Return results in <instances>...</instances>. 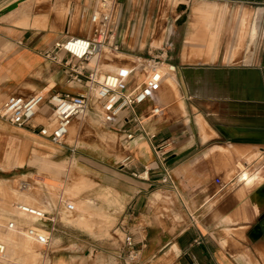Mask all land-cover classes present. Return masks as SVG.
<instances>
[{
  "label": "crops",
  "instance_id": "obj_1",
  "mask_svg": "<svg viewBox=\"0 0 264 264\" xmlns=\"http://www.w3.org/2000/svg\"><path fill=\"white\" fill-rule=\"evenodd\" d=\"M18 1L0 0V13ZM103 1L79 3L91 27L86 35L74 32L69 9L62 32L52 30L56 26L51 20L47 26L45 16L35 19L36 29L20 27L22 23H34V17L17 21L15 10L2 16L0 103L10 95L29 96L33 90H55L62 85L61 68L48 63L44 54L67 36H91V16ZM184 1L188 4L181 5L180 16L174 20L177 23L184 19L180 26L182 40L186 41L177 62L173 44L171 59L169 51L162 54L163 50L156 48L163 40L162 35L155 38L160 1L118 2L123 5L117 6L114 27L121 50L149 57L163 55L165 63L176 65L175 75L178 78L182 75L186 97H182L179 79V103L184 104L185 110L179 108L177 97L163 108L156 97V106L163 109L162 115L150 117L144 127L156 138L153 141L137 138L133 142L136 150L130 151L129 162L106 173L107 185L126 198L127 217L136 223V231L134 228L129 233L138 250L136 264H264V157L259 162L263 166L255 173H251V168L244 169L247 165L237 163L240 155L247 160L255 153L264 154V0ZM20 7L28 6L22 2ZM225 8L227 12H222ZM73 11L76 13V8ZM211 25L217 27L205 33L202 28ZM221 25L224 27L220 28ZM225 26L229 27L228 31ZM254 27H257L255 33ZM132 29L137 40L136 51L125 43ZM222 73L226 79L213 80V74ZM193 89L198 90L194 95L190 92ZM200 121L205 122V128ZM136 132L139 135L140 128ZM159 146L166 154L163 165L155 152ZM4 156L8 155L2 156L7 166ZM233 161L237 164L234 172L238 178L231 183L241 184V189L224 198L216 216L208 219L199 208L208 198H215L217 189L226 184V172L221 169L229 168ZM244 171L249 173L248 180L241 178ZM166 175L180 201L189 207L187 220L197 213V223L184 227L174 221L164 226L155 222L149 194L158 185L172 188L170 182H162ZM52 264L73 263L69 256L53 254Z\"/></svg>",
  "mask_w": 264,
  "mask_h": 264
},
{
  "label": "rangeland",
  "instance_id": "obj_2",
  "mask_svg": "<svg viewBox=\"0 0 264 264\" xmlns=\"http://www.w3.org/2000/svg\"><path fill=\"white\" fill-rule=\"evenodd\" d=\"M159 1L160 8L156 12L159 22L156 25L157 37L155 36V38L162 35L163 40L162 44L156 48L163 50L162 54H166L165 50L169 51L171 59L170 51L173 44L174 61L177 62L178 55L186 48V41L182 40L183 32L182 26H180L184 19H179L177 23H174V20H178L180 16L181 5H187L188 2L184 0ZM22 2L26 3L28 7H18L14 11L18 16L17 21L34 17V23L25 28L36 29L35 19L38 16H45L47 26L51 20L54 27L56 26L52 30L62 32L65 28V13L69 9L70 23H74V32L80 35L91 32L87 17L81 13L79 6L81 0H19L17 3L20 5ZM121 5L123 4L117 6L121 8ZM75 8L76 13L73 11ZM222 12H227V9H222ZM225 16L227 15L223 14V17ZM82 25L84 27H81ZM20 27L23 26L20 25ZM198 27L202 28V26ZM216 27V25H211L202 29L206 33ZM219 27L223 28L224 26ZM225 28L228 31L229 27L225 26ZM256 28L254 27V33L257 32ZM134 29L131 30L125 43L126 46H130L136 51L137 40L133 36ZM183 31L186 33L187 29L185 28ZM140 57L149 58L148 55H134L127 49L113 52L105 48L95 63L99 61L103 65L101 75L108 72L123 75L127 72V65V68L130 69L129 64ZM93 64L94 62L90 66L92 67ZM165 64L162 68L167 72ZM162 76L163 83L158 90L159 95L156 94L157 103H160L161 108L175 99L174 97H177L178 103L181 101L179 82L182 86V97H186L183 93L181 74H179V78L176 75L177 82L174 88L169 84L165 73ZM213 76V80L226 79V75L223 73L222 75L213 74ZM40 91L33 90L32 92ZM55 91L60 93L72 91L66 83L65 76L62 85H58ZM196 91L198 90H190L193 95ZM7 98L2 99L0 110ZM179 108L185 110L184 104L179 103ZM253 108L256 109V106ZM50 115L51 112L49 117ZM256 115H260L258 111ZM143 121L148 123L145 119ZM36 122L48 124L47 120L41 117H38ZM79 123L83 124L86 129L84 136L86 138L78 135L77 140L69 141L67 138L65 146H55L48 140L33 134L32 131L11 126L0 118V233L6 237V240L0 239V243L6 246V254L0 256V264H52L53 254L69 256L73 264H136L129 260V250L125 243L129 233L133 232L134 228L136 231V227H134L136 223L129 221L127 217L126 198L108 187L106 177V173L115 170L121 164L126 165L125 160L131 157L130 151L136 150V142H130L121 134L106 129L97 112L90 113L85 120ZM210 124L212 125L211 121ZM5 153L8 155L7 158L4 156L7 166L2 161V156ZM237 161L238 164L250 166L244 156L240 155ZM259 162L252 165L251 173L258 172L260 166L264 165V162L263 165ZM236 166L237 164L233 161L229 168L221 169L226 172L224 176L226 184L217 189L214 199L208 198L199 208L209 216L208 219L216 216V210L219 205L223 204L224 198L229 194H236L241 189V184L229 181ZM1 170H6V173ZM22 181L31 184V191L22 192L19 190V184ZM16 192L27 197L30 206L44 211L57 210L59 213L62 223L59 228L60 232L53 235L49 248L43 247L36 250L37 241L29 240L28 235L23 231V227H34L35 221L19 213V206L14 204L11 199L13 195H16ZM68 206H73L74 211L68 212ZM149 207L154 211L155 222L162 226L168 221H174L178 225L187 227L193 222L197 223L198 220L197 213H194V218L191 216L190 220H187L186 213L189 207L180 201L176 190L170 186L153 187L149 194ZM2 216L8 219H2ZM10 221L16 222L18 228L10 230ZM257 222L259 223V220ZM141 224L145 225V221H142ZM31 241L35 247L32 249L33 253L27 255L26 247H31ZM31 255H35V257L31 258Z\"/></svg>",
  "mask_w": 264,
  "mask_h": 264
},
{
  "label": "built area",
  "instance_id": "obj_3",
  "mask_svg": "<svg viewBox=\"0 0 264 264\" xmlns=\"http://www.w3.org/2000/svg\"><path fill=\"white\" fill-rule=\"evenodd\" d=\"M118 2L119 0H104L99 9L93 12L91 36H67L55 42L45 52L44 59L61 68L72 91L60 93L53 88L48 92L44 89L29 96L10 95L0 110V118L11 126L32 131L55 146H65L73 124L84 120L90 113L97 112L106 129L121 134L128 141L134 142L137 138L153 141L156 135L145 131L146 123L143 119L149 120L150 117L161 115V110L156 106V94L163 83L160 72L165 64L164 56L137 58L129 64L130 69L127 65L125 74L110 72L103 78V65L99 61L95 63L106 47L113 52L121 50L114 27ZM44 107L50 109V117L41 113ZM150 109L151 113L145 114ZM38 117L46 119L48 124L36 122ZM137 128H140L139 135ZM155 152L160 164L166 163L163 147H157ZM129 160L130 157L125 163ZM148 174L149 170L146 171L147 176ZM162 182L171 183L169 176L166 175ZM171 186L175 189L172 183ZM31 188L29 182L22 181L19 184L22 192L31 191ZM18 210L21 215L35 221L34 227H23V231L31 239L49 248L54 233L62 224L57 210L43 211L28 205H20ZM67 210L71 213L74 207L68 206ZM17 228L18 224L10 221L9 229ZM43 232L49 236H45ZM125 243L129 250V260L136 262L138 250L132 237L128 236ZM5 252V245L0 243V256Z\"/></svg>",
  "mask_w": 264,
  "mask_h": 264
},
{
  "label": "bare ground",
  "instance_id": "obj_4",
  "mask_svg": "<svg viewBox=\"0 0 264 264\" xmlns=\"http://www.w3.org/2000/svg\"><path fill=\"white\" fill-rule=\"evenodd\" d=\"M21 26H23L24 28L25 27H29L30 26V24H26V23H22L21 24ZM96 61V60H95ZM165 66L167 67V72H166V70H164L163 68H162V70H161V72H160V74H161V76L165 73V75L167 76V79H168V82H169V84L174 88L175 87V83L177 82V80H176V75L175 74H177V68L175 67V66H173V65H170V64H165ZM108 73H110V72H108ZM104 75L105 74H103V75H101L102 76V78L104 77ZM162 80H163V76H162ZM144 81V79H142L141 80V82H143ZM161 86V85H160ZM50 91V90H49ZM165 93V92H164ZM157 108L159 109V110H161V108L159 107V106H157ZM41 113L43 114V115H45V116H49V113H50V109L48 108V107H44L42 110H41ZM151 113V109L149 110V111H147V115H149ZM161 115H162V110H161ZM160 115V116H161ZM86 119V118H85ZM84 119V120H85ZM80 121H82V120H80ZM80 121H77V122H75L74 124H73V126H72V128L70 129V134H69V141L70 140H77L76 139V137H78V135H82V137L83 138H86V137H84L85 135H86V129H85V127H84V125L83 124H81V123H79L78 124V122H80ZM204 123L205 122H201L200 121V123L199 124H201L204 128L206 127V125H204ZM85 124V123H84ZM90 131V130H89ZM96 133V132H95ZM89 138V137H88ZM87 138V139H88ZM87 139H86V141H87ZM85 140V139H84ZM92 141V140H91ZM94 144V143H93ZM34 153V152H33ZM263 157H264V154L263 153H261V152H258V153H255V154H253L250 158H248L247 159V162L249 163V165L250 166H248L247 165V167H244L245 169H250L251 167H252V165H254L255 163H257V162H259V161H261L262 159H263ZM40 158V157H39ZM237 178H238V176H237V173L236 172H234L233 174H231V176H230V179H229V181L230 182H235L236 180H237ZM241 178L243 179V180H248V178H249V173L247 172V171H244V174L241 176ZM16 190V189H15ZM16 191H18V190H16ZM19 192V191H18ZM19 194H21V193H17L16 192V195H13L12 197H11V199L13 200V203L15 204H17V206H20V205H28V206H30L29 205V199L27 198V197H25V196H22V195H19ZM32 207H34V206H32ZM37 208V207H36ZM38 209H40V208H38ZM44 211V210H43ZM3 218H5V219H8L7 217H5V216H2V219ZM43 234L45 235V236H49L47 233H45V232H43ZM0 239H2V240H6V237L4 236V235H1V233H0ZM29 240H34V239H31L30 237H29ZM2 242V241H1ZM5 242V241H4ZM32 243H31V247H26V252H27V255H29L30 253H33L32 252V249H34L33 247H35L34 246V243H33V241H31ZM6 243V242H5ZM6 247V246H5ZM44 246L43 245H41V244H39L38 242L36 243V247L35 248H37L36 250H39L40 248H43ZM23 250V249H22ZM35 251V250H34ZM36 252V251H35ZM21 253V252H20ZM5 254H6V252H5ZM4 254V255H5ZM3 255V256H4ZM32 257L31 258H34L35 257V255H31ZM36 257H37V255H36Z\"/></svg>",
  "mask_w": 264,
  "mask_h": 264
},
{
  "label": "water",
  "instance_id": "obj_5",
  "mask_svg": "<svg viewBox=\"0 0 264 264\" xmlns=\"http://www.w3.org/2000/svg\"><path fill=\"white\" fill-rule=\"evenodd\" d=\"M123 1H124V0H121V2H123ZM18 7H19V4H18V3H16V4L10 6L9 8H7L6 10H4L3 12L0 13V18H1L2 16H4V15H6V14H8V13L14 11V10H16Z\"/></svg>",
  "mask_w": 264,
  "mask_h": 264
}]
</instances>
